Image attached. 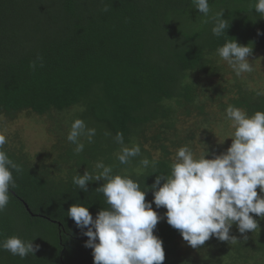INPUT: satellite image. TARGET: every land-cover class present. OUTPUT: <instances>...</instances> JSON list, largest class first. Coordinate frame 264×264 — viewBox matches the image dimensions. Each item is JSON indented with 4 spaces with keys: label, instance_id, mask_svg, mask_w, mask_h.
<instances>
[{
    "label": "trees",
    "instance_id": "1",
    "mask_svg": "<svg viewBox=\"0 0 264 264\" xmlns=\"http://www.w3.org/2000/svg\"><path fill=\"white\" fill-rule=\"evenodd\" d=\"M257 53L264 0H0V119L52 139L0 132V264H264V162L203 128L264 155Z\"/></svg>",
    "mask_w": 264,
    "mask_h": 264
},
{
    "label": "rangeland",
    "instance_id": "2",
    "mask_svg": "<svg viewBox=\"0 0 264 264\" xmlns=\"http://www.w3.org/2000/svg\"><path fill=\"white\" fill-rule=\"evenodd\" d=\"M243 59L241 62V75L247 76L250 71L253 77L252 81H248L250 86L264 90V53H257L252 57ZM226 77L229 78L230 76L227 75ZM215 110L217 113V117L213 118L215 122L203 126V128H208L211 131L213 142L220 149L223 148L225 151L237 153L241 159L242 168L250 162H264V155L245 152L239 148L238 150H233L237 146V142L244 137L248 127V124L244 123L241 118L243 116L240 113L227 112L226 110ZM191 122H193V119L189 123ZM0 126L1 134L12 138V146L23 145L24 152L31 157L43 153L51 146L52 139L47 133L50 123L45 118L22 114L12 121L0 119ZM195 147L194 151L199 155L201 153L199 144H196ZM182 155L180 156L182 157ZM186 155L184 153V156ZM192 156V154L189 155V157Z\"/></svg>",
    "mask_w": 264,
    "mask_h": 264
}]
</instances>
